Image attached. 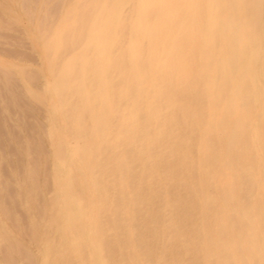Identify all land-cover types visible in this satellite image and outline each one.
<instances>
[{
	"label": "bare ground",
	"instance_id": "1",
	"mask_svg": "<svg viewBox=\"0 0 264 264\" xmlns=\"http://www.w3.org/2000/svg\"><path fill=\"white\" fill-rule=\"evenodd\" d=\"M9 1L10 9L0 10V27L9 29L8 23L23 21V36L37 61L19 64L0 57V74L5 87L14 74L15 78L10 77L17 79L24 100L42 108L44 123L35 127L28 120L32 138L25 133L31 139L20 145L27 156L31 149L37 151L49 166L41 173L42 182H48L44 191L38 184L39 161L29 159L32 174L27 183L22 182L25 166L22 178L12 170L16 191L0 201V264H12L15 255L27 264H132L141 260L214 264L242 256L258 264L264 249L259 180L264 156V17L259 0H227L251 16L249 31L243 36H222L213 30L205 41L188 34L165 38L145 21L142 10L132 7L139 0H115L128 7L111 12L100 9L102 16L110 14L102 45L88 54L87 62L76 66L71 62L70 47H62L52 59L44 51V40L34 39L47 21L45 11L58 13L60 0H36L33 6L32 0ZM98 2L111 4L114 0ZM4 33L0 34L9 37L10 33ZM221 49L232 72L238 73L239 110L220 114L211 92L201 84L194 93L177 94L172 112L161 113L165 128L158 140L140 143L151 130L145 131L143 112L133 126V112L148 97L154 106H160L169 92L166 78L155 75L153 66L161 61L169 66L183 62L211 76ZM13 81L8 80L12 85ZM27 113L22 112L25 123ZM238 148L250 171L245 172L242 194L231 197L217 187L214 171L218 159L236 155ZM73 151L75 157L61 168L60 161H69ZM2 181L0 178V197L3 187L9 188ZM16 198L27 217V225L21 221L20 225L26 226L21 230L32 239L34 262L15 231L4 225L5 219H14L10 206ZM22 211L16 213L23 219ZM11 221L16 229L20 227L15 219ZM93 240L98 241L95 248Z\"/></svg>",
	"mask_w": 264,
	"mask_h": 264
},
{
	"label": "clouds",
	"instance_id": "2",
	"mask_svg": "<svg viewBox=\"0 0 264 264\" xmlns=\"http://www.w3.org/2000/svg\"><path fill=\"white\" fill-rule=\"evenodd\" d=\"M61 7L57 12L44 15L47 21L43 31L38 30L34 39L44 40V51L50 52L55 59L57 52L64 46L72 49L71 62L73 66L85 63L89 59V53L99 49L103 42V36L107 32L110 23V14L101 15L100 9L110 12L124 7L126 4L114 2L101 4L98 0H60ZM264 17V0H259ZM143 11L145 21L165 38H175L188 34L196 35L205 41L208 33L218 30L222 36L234 34L243 36L250 29L251 16L246 14L239 4L233 6L227 0H139L132 5ZM46 37V39H45ZM151 71L155 75H163L169 87L168 96L160 106H154L151 97L139 110L133 112L131 121L137 126L141 112L144 113L145 131L151 130V135L145 136L140 143H154L164 132L165 126L160 122L161 113L172 112L176 105L177 94L183 92L194 93L202 84L212 94V99L219 105V113L229 115L239 110L241 98L237 88L238 73H233L228 62L227 54L221 49L215 55L214 70L211 76L196 66L177 62L171 66L163 61L156 63ZM127 118V113L125 114ZM174 118L170 116V119ZM223 156L218 159L214 171L217 187L226 196L235 197L242 194L246 176L250 171L246 162L238 154ZM75 157V151L70 155L69 161H60L61 168L67 166ZM131 168V163L128 164ZM32 166L25 164V179L27 183L31 179ZM259 180L262 206H264V156L261 157L259 167ZM93 248L98 241H91ZM261 259L258 264H264V249L261 250ZM47 264H57L49 261ZM71 264V262H66ZM79 264H85L81 261ZM87 264H103L101 261H89ZM132 264H165L161 260H141ZM208 264V262H205ZM214 264H257L246 256L241 258L224 259Z\"/></svg>",
	"mask_w": 264,
	"mask_h": 264
},
{
	"label": "rangeland",
	"instance_id": "3",
	"mask_svg": "<svg viewBox=\"0 0 264 264\" xmlns=\"http://www.w3.org/2000/svg\"><path fill=\"white\" fill-rule=\"evenodd\" d=\"M54 2V1H53ZM52 2V3H53ZM32 6L33 5H35V3H36V0H32ZM56 3H58V2H55V3H53V4H56ZM4 4H5V6H4ZM10 1L9 0H0V10L2 11H8V9H10ZM58 6V7H57ZM59 6H60V2L58 3V5H56V7H57V9L56 10H58L59 9ZM9 7V8H8ZM8 8V9H7ZM54 8H55V6H54ZM5 9V10H4ZM17 9V8H16ZM55 10V9H54ZM1 11H0V13H1ZM1 15V14H0ZM19 22V21H18ZM17 22V24H10V23H8L10 26H9V29H6V28H3V27H0V33H4V32H7V33H10L9 34V37L7 36L6 38L3 36V34H0V57H2L3 59H6V60H9L10 59V61H12V62H15V63H19V64H24V63H31V64H33V62H36L37 61V58H36V53H35V51L32 49V48H30V45H29V43L27 42V40L24 38V36H23V33H22V29H23V21L22 22H19L18 23ZM15 26V27H14ZM13 29V30H12ZM16 29V30H15ZM17 30H20V31H17ZM2 31V32H1ZM15 31V32H14ZM14 32V33H13ZM5 34V33H4ZM17 35L16 37L14 36V37H12V35ZM8 40V42H5V41H7ZM12 40V41H11ZM14 40V41H13ZM9 41L13 44V45H10L11 43H9ZM17 41H19L20 43L21 42H25V43H27V44H25V45H23L24 43H22V44H20L19 42L17 43ZM16 42V43H15ZM17 44V45H16ZM19 45H21V46H19ZM8 47V48H7ZM26 47V48H25ZM29 47V48H28ZM5 48V49H4ZM10 48V49H9ZM14 49V50H13ZM10 50V51H9ZM12 50V51H11ZM17 50V51H16ZM20 50V51H19ZM27 51V52H26ZM13 52V53H12ZM30 52V53H29ZM24 53V55L27 53V55L26 56H24V55H22ZM4 54V55H3ZM21 54V55H20ZM31 54L33 55L32 57L35 59H33L32 57H31ZM24 56V57H23ZM18 57V58H17ZM32 58L34 61H32L30 58ZM25 58H27V59H25ZM31 61H30V60ZM13 76H14V74H12ZM12 75H10V76H12ZM0 76H1V78L0 79H2V75L0 74ZM8 77L7 78V83H6V85H7V87L8 86H11V88L13 87V89H11L10 87H8V88H10V91L12 92V91H14L12 94H14V93H16V91L18 90V94H16V95H18L19 96V98H18V96H17V98L19 99L18 101H16L15 100V96L16 95H12V94H10L11 92L8 90V89H6L7 87H5V83L3 82L4 81V79H2V81H1V85L4 87H2V86H0V95H3V99L1 98L0 99V139H1V142H0V150H3V153L1 154L0 153V160H2V164L0 165V168H1V166L3 167V168H1L0 169V178H1V181L2 182H4V183H6L5 185H6V188H7V186L9 187V188H7V189H5V187H3V190H2V192H1V196L2 197H0V201H2L3 202V196H7V195H10V194H12L13 192H15L16 191V186H15V184H14V182H12V181H14V179H13V175H12V170L13 171H16L17 173H18V175H19V177L20 178H22L21 176H20V174H21V171L23 170V168H24V166H25V164L26 163H29V159L30 158H33L32 160H36V161H39L41 164L39 165V167H38V184L41 186V189L44 191L45 190V188L47 187V185H46V183L48 184V182L47 181H44V182H42V176H41V173H42V170L43 169H45V170H48L47 169V166H49V165H45L46 163L43 161V159H42V157H40V155L37 153V151H35L34 149H31V151H30V155L29 156H27V154L23 151L24 149H21L22 148V146L20 145L21 144V142H23L25 139L26 140H29V138L31 137V135H32V132H33V129H32V127L30 126L31 125V123H33L32 124V126L34 125L35 127L36 126H38V125H42L43 123H44V121H43V110H42V108L41 109H38V107H36V105H34V104H30V103H28V101H26V99L24 100V98L20 95V93H19V89H18V81H17V79H13V78H15V76L13 77V78H11V77ZM11 78V79H10ZM8 80H14L13 81V85L15 84L14 82H16V85L17 86H13L12 84H10V82H8ZM36 83H35V85L36 84H38V82L37 81H35ZM4 85H3V84ZM8 83H9V85H8ZM35 87H37V86H35ZM15 89H17V90H15ZM5 92V93H7V95L5 96L4 94H1V92ZM9 97V98H8ZM20 97H21V99H23L25 102H27V104L29 105H25L26 103L24 102L23 103V101L21 102V99H20ZM6 98H8V99H10L9 101H8V99L6 100ZM12 98H13V100L16 102V103H14L13 102V100H12ZM16 98V99H17ZM5 99V100H4ZM5 101H7L8 103H6ZM19 101H20V105L19 106H22V107H20L19 108V106H16L17 104H19ZM18 102V103H17ZM2 103V104H1ZM10 105V107L12 108L11 110L9 109V106L8 105ZM12 104H14V105H12ZM3 106V107H2ZM14 106V107H13ZM33 107V109H31L32 107ZM26 107V108H25ZM31 107V108H30ZM40 107V106H39ZM14 108H18V110L16 111V109H14ZM25 109V110H24ZM32 110V111H30V110ZM35 109V111H33ZM38 110V111H37ZM42 110V111H41ZM9 111H11V113L9 112ZM23 111H25V112H28L27 114H33V116L32 115H28L27 116V114H26V123L23 121V119L25 118L24 117V115L22 114V112ZM37 111V112H36ZM1 112H4L5 114L3 115V113H1ZM39 113V114H38ZM10 114V117H12V119H9V115ZM18 114H20V119L18 120H16V118L15 117H17V118H19V116H18ZM25 114V113H24ZM42 114V115H41ZM3 115V116H2ZM6 115V116H5ZM13 115V116H12ZM31 116V117H30ZM4 117V118H3ZM5 117H7V121H5ZM24 117V118H23ZM35 117H36V119H38L40 122L38 123V120H36V121H34L35 120ZM9 119V120H8ZM25 120V119H24ZM28 120L31 122H28ZM3 121V122H2ZM18 121L20 122V125L18 124ZM9 122V123H8ZM7 123V124H6ZM13 123V124H12ZM27 123L29 124V126L31 127H29L28 125H27ZM10 124H12V125H10ZM15 124V125H14ZM24 124V125H23ZM10 125V126H9ZM21 125H23V127L21 126ZM40 125V126H41ZM9 126V127H8ZM12 128H14V129H12ZM3 129H4V131H3ZM8 129H10V133H9V131H8ZM30 129H32V130H30ZM11 130H12V132H11ZM27 130L28 132H25V131ZM2 131V132H1ZM19 131V132H18ZM5 133V134H4ZM9 135H8V134ZM18 133H19V135H18ZM25 133H30L29 135H30V137L28 138L27 137V135L25 134ZM2 134L3 135H5L4 137L2 136ZM10 135H13L12 137L10 136ZM15 136V137H14ZM19 136V137H18ZM25 136V137H24ZM4 138H6V140H8L7 142H6V140L4 139ZM19 138V139H18ZM20 138H21V140H20ZM32 138V137H31ZM30 138V139H31ZM17 140V141H16ZM20 141V142H19ZM10 143V144H9ZM18 144V145H17ZM42 146L44 147V142H42ZM11 145L13 146V147H11ZM14 149V150H13ZM17 149V150H16ZM7 151H8V153H7ZM10 152H13V153H11V154H13V155H11L10 154ZM14 153H16V154H14ZM31 153H33V154H31ZM4 154H5V156H4ZM35 154V155H34ZM33 155V156H32ZM3 156V157H2ZM10 156V157H9ZM39 157V158H38ZM8 158H10V159H8ZM17 158V159H16ZM39 160H38V159ZM19 160H21V162L22 163H20V161ZM17 162H18V164H17ZM45 164H44V163ZM48 164V163H47ZM18 165V166H17ZM43 165H44V168H43ZM11 166V167H10ZM17 166V167H16ZM19 166H21V170H19ZM46 166V167H45ZM16 169H18V171L16 170ZM7 170V171H6ZM20 171V172H19ZM3 172V173H2ZM2 173V174H1ZM3 175H5V177L3 176ZM10 177L9 178V180L11 179V181H8V178L7 177ZM41 176V177H40ZM7 184H9V185H7ZM13 186V187H12ZM14 188V189H13ZM8 189H11L10 191H8ZM13 190V191H12ZM4 191V192H3ZM5 200H6V198H5ZM4 200V201H5ZM17 205V206H16ZM19 209H21V207H20V203H19V199H15V203L14 204H12L11 206H10V209H12V217L16 220V223L20 226V227H18V229H16L15 228V226H13L14 224H12L13 222L11 221V220H14V219H11L10 221H9V219H5V221H4V225L6 226V227H8L9 229H11V230H14L15 231V233H16V239H17V241L20 243V244H23L27 249H28V251H29V253L31 254V260L34 262V253H33V242H32V239H31V237H29L30 235H28V237L26 236V234H28V232L25 230V232H26V234H25V232H23V230H21V227H22V229L25 227V229H26V226H24V225H27V217H26V214L22 211V209L21 210H19ZM14 208H16V210H19V211H22L21 213H23V214H21V215H23V217L25 218H20L19 217V215H17V213L19 212H17L16 210V212L15 211H13L14 210ZM20 213V212H19ZM9 221V222H8ZM22 223H24V225H20V223L21 222ZM26 221V222H25ZM21 223V224H22ZM2 253V255H3V252H1L0 251V254ZM21 257V259H22V261H24L23 263L24 264H27V262L22 258V256H17V255H15L14 256V258H16L15 260H13L14 258H12V260L15 262V264H21L20 263V260L21 259H19ZM0 259H1V255H0ZM12 261V262H13ZM13 262V263H14ZM12 263V264H13Z\"/></svg>",
	"mask_w": 264,
	"mask_h": 264
}]
</instances>
